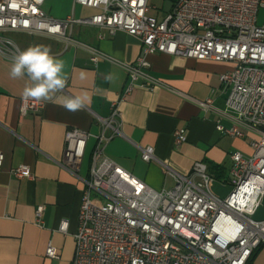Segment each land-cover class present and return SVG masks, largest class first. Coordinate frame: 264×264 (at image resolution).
Masks as SVG:
<instances>
[{"label":"built area","instance_id":"obj_1","mask_svg":"<svg viewBox=\"0 0 264 264\" xmlns=\"http://www.w3.org/2000/svg\"><path fill=\"white\" fill-rule=\"evenodd\" d=\"M45 0H0V56L12 62L19 50L6 37L25 33L56 40L66 39L73 25L96 26L111 36L124 32L136 38L142 53L134 65H125L128 84L106 118H97L99 132L92 136L77 129L65 133L61 169L75 178L89 138L95 139L88 178L82 180V198L71 264H253L264 253V219H254L264 208V26L257 14L264 0H176L162 20L149 15V0H74V5L97 11L91 17L56 20L43 10ZM165 54L197 61L228 63L220 74L221 91L227 93L223 116L232 127L217 125L222 134L251 136L252 154L231 153L230 191L219 196L213 177L203 163L181 175L165 166L174 181L169 190L154 191L131 176L104 153L122 135L119 105L138 87L153 90L159 82L145 71L147 57ZM103 56L92 52L90 61ZM212 99L200 102L212 108ZM44 102L21 99L19 114H37ZM176 146L187 140L186 130L173 133ZM144 162L158 160L154 148L140 149ZM4 156L0 152V170ZM16 179H30L27 165L11 170ZM43 207L35 212L40 222ZM61 221L58 232L66 234ZM45 256L57 259L48 244Z\"/></svg>","mask_w":264,"mask_h":264},{"label":"crops","instance_id":"obj_2","mask_svg":"<svg viewBox=\"0 0 264 264\" xmlns=\"http://www.w3.org/2000/svg\"><path fill=\"white\" fill-rule=\"evenodd\" d=\"M173 4L174 0L171 8ZM42 10L56 20L97 13L74 5V0H45ZM153 17L159 21L164 18ZM65 35L66 39L56 40L9 34L19 50L44 44L65 63L63 92L54 94L51 101L41 100L44 108L37 114L20 117L23 90L31 82L27 76L13 79L12 62L0 56V152L4 156L0 170V264H71L82 180L88 178L95 139H88L79 178H75L58 165L65 133L71 128L92 136L99 132L97 118L109 116L111 105L120 100L128 84L124 66L134 65L142 53L140 42L124 32L111 36L96 26L73 25ZM93 51L103 56L97 63L90 61ZM147 62L145 71L159 85L153 90L136 87L121 102L122 135L110 141L105 155L157 192L174 186L165 166L186 175L195 163H203L213 177V192L226 196L232 180L231 153L252 154L250 135L234 138L216 129L217 125L232 127L231 119L222 115L227 93L221 91L219 83L220 74L232 65L165 54L148 56ZM85 93L89 100L82 110L72 113L61 106L64 96ZM209 98L212 108L203 110L199 103ZM178 129H185L187 136L180 146L173 140ZM146 146L154 148L158 162L141 159L140 149ZM18 165H27L32 177L16 179L11 170ZM38 207H43L39 223L35 216ZM63 220L68 223L66 234L58 232ZM48 244L57 249V259L46 258Z\"/></svg>","mask_w":264,"mask_h":264},{"label":"clouds","instance_id":"obj_3","mask_svg":"<svg viewBox=\"0 0 264 264\" xmlns=\"http://www.w3.org/2000/svg\"><path fill=\"white\" fill-rule=\"evenodd\" d=\"M11 59L10 76L13 79L27 76L31 82L23 90L22 95L25 101H51L54 94L63 92L67 79L64 73L65 63L52 55L49 46L31 45L18 50ZM88 100L86 93L64 96L61 106L66 111L75 113L85 108Z\"/></svg>","mask_w":264,"mask_h":264},{"label":"rangeland","instance_id":"obj_4","mask_svg":"<svg viewBox=\"0 0 264 264\" xmlns=\"http://www.w3.org/2000/svg\"><path fill=\"white\" fill-rule=\"evenodd\" d=\"M172 0H149L150 14L156 17H163L165 13H168L171 9ZM257 24L264 26V10L260 9L257 14ZM9 37V35H6ZM226 192L230 191L225 190ZM229 193V192H228ZM254 219H264V208H261ZM253 264H264V253H261L256 257Z\"/></svg>","mask_w":264,"mask_h":264},{"label":"trees","instance_id":"obj_5","mask_svg":"<svg viewBox=\"0 0 264 264\" xmlns=\"http://www.w3.org/2000/svg\"><path fill=\"white\" fill-rule=\"evenodd\" d=\"M176 0H174V2H175Z\"/></svg>","mask_w":264,"mask_h":264}]
</instances>
